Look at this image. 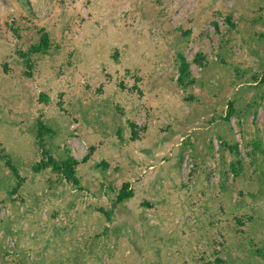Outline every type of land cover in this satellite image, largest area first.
Segmentation results:
<instances>
[{"label": "rangeland", "instance_id": "374dc122", "mask_svg": "<svg viewBox=\"0 0 264 264\" xmlns=\"http://www.w3.org/2000/svg\"><path fill=\"white\" fill-rule=\"evenodd\" d=\"M262 78L264 0H0V264H264Z\"/></svg>", "mask_w": 264, "mask_h": 264}, {"label": "trees", "instance_id": "16d2710c", "mask_svg": "<svg viewBox=\"0 0 264 264\" xmlns=\"http://www.w3.org/2000/svg\"><path fill=\"white\" fill-rule=\"evenodd\" d=\"M49 36L47 33H44L40 43L36 44L33 46V49L36 51H41L43 49H45L46 47L49 46ZM182 74L181 76L184 77L186 76V74L188 73V63L186 62L185 58L182 57ZM181 77V79H182ZM262 81H264V78H262ZM42 99V97H41ZM230 106V105H229ZM231 108V106H230ZM229 116L231 115V113L229 112L228 114ZM46 131H51L50 128H47L44 124H40L39 130H38V138H39V143L41 145V147H43V134ZM78 164V161L75 160L72 157H69L63 161H58L55 158H53L51 155H48V158H42L38 163H36L33 166V169L36 171H41L42 169H45L49 166H52V169L55 172H58L59 174H62L63 176H65V178L68 181H72L73 184L78 185L79 184V177L77 176L76 173V166ZM13 166V165H12ZM14 167V166H13ZM238 173V172H236ZM127 186L128 184H124L120 193L118 194V201H122L125 198H128V196L131 195V191H127Z\"/></svg>", "mask_w": 264, "mask_h": 264}, {"label": "built area", "instance_id": "2783aa9c", "mask_svg": "<svg viewBox=\"0 0 264 264\" xmlns=\"http://www.w3.org/2000/svg\"><path fill=\"white\" fill-rule=\"evenodd\" d=\"M12 244L14 245V242Z\"/></svg>", "mask_w": 264, "mask_h": 264}]
</instances>
